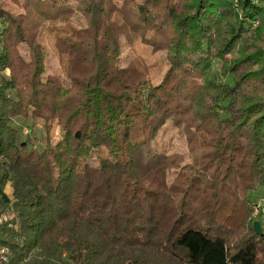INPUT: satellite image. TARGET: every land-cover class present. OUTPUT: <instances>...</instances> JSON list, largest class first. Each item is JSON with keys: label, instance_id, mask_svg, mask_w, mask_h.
Listing matches in <instances>:
<instances>
[{"label": "trees", "instance_id": "16d2710c", "mask_svg": "<svg viewBox=\"0 0 264 264\" xmlns=\"http://www.w3.org/2000/svg\"><path fill=\"white\" fill-rule=\"evenodd\" d=\"M9 1L0 264H264V0Z\"/></svg>", "mask_w": 264, "mask_h": 264}, {"label": "rangeland", "instance_id": "374dc122", "mask_svg": "<svg viewBox=\"0 0 264 264\" xmlns=\"http://www.w3.org/2000/svg\"><path fill=\"white\" fill-rule=\"evenodd\" d=\"M257 1V0H255ZM0 6L3 10L8 11L9 13H12L14 16L19 13V10L14 6L13 4L10 3L9 0H0ZM77 23V21H74ZM5 25L0 22V31ZM253 26V23L251 24V27ZM257 26V24H256ZM253 28V27H252ZM48 51H47V63L48 67L46 69V74L50 73H56L62 78V74L60 73V69L58 67L57 61L53 58L51 48L48 45L47 46ZM152 63L154 64L153 66V71L154 74L152 76L153 82L159 81L161 78L162 73L165 70V52H158L150 57ZM228 59V58H227ZM214 79L217 81L221 82H228L230 83V77H221V74L219 73L218 67L214 69ZM21 121H15V125L18 128L21 137L24 139L26 138L27 134L30 133V127L28 125H21L19 124ZM39 129H37L36 133H32L31 137L37 136L40 141L42 140L39 132ZM60 130L56 126H52L51 132H50V138L52 142H56L60 138ZM161 138H163L166 142H170V148L171 151H179V152H184L185 147H184V142L178 138L176 135L175 131L172 129V125L170 123H167L164 128L160 131L159 135L157 136L155 142L157 143ZM39 146V145H38ZM188 162V160H185ZM93 171V169H92ZM91 171V172H92ZM170 176L172 174L170 173ZM4 192L11 197V189L9 187V184H7L4 188ZM249 197L251 201L255 204V207L258 214L254 217L255 221H259L261 224V220L264 219V189H257L255 192H249ZM254 207V208H255ZM13 217L12 213L4 214L3 216H0V223L4 220H9ZM261 229L263 228L260 226Z\"/></svg>", "mask_w": 264, "mask_h": 264}, {"label": "water", "instance_id": "95a60500", "mask_svg": "<svg viewBox=\"0 0 264 264\" xmlns=\"http://www.w3.org/2000/svg\"><path fill=\"white\" fill-rule=\"evenodd\" d=\"M253 228H254V231H255L256 234H260L261 233V227H260L259 221H254Z\"/></svg>", "mask_w": 264, "mask_h": 264}, {"label": "built area", "instance_id": "2783aa9c", "mask_svg": "<svg viewBox=\"0 0 264 264\" xmlns=\"http://www.w3.org/2000/svg\"><path fill=\"white\" fill-rule=\"evenodd\" d=\"M256 24H257V22H253V27H255ZM256 208H257V207L254 208V217L256 216V214H258V213H256V212H257Z\"/></svg>", "mask_w": 264, "mask_h": 264}, {"label": "crops", "instance_id": "0c3cea01", "mask_svg": "<svg viewBox=\"0 0 264 264\" xmlns=\"http://www.w3.org/2000/svg\"><path fill=\"white\" fill-rule=\"evenodd\" d=\"M10 187V186H9ZM11 189V188H10ZM11 194V193H10Z\"/></svg>", "mask_w": 264, "mask_h": 264}]
</instances>
